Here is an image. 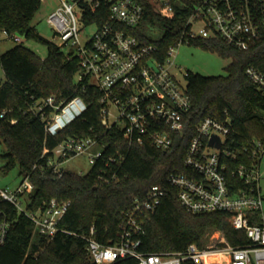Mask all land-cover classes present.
<instances>
[{"label":"trees","instance_id":"16d2710c","mask_svg":"<svg viewBox=\"0 0 264 264\" xmlns=\"http://www.w3.org/2000/svg\"><path fill=\"white\" fill-rule=\"evenodd\" d=\"M144 16L133 29L142 41L159 47L158 56L178 37L189 14L188 0H169L172 15L157 12L148 0H139ZM41 0H0V33L33 39L46 46L45 58L17 43L0 53L4 80L0 83V142L5 147L6 167L18 164L21 181L27 179L32 189L27 193L26 207L34 210L52 198L68 200L70 206L58 225L65 231L52 239L34 231L33 224L14 204L0 200V207L11 222L6 239L0 243V264H95L80 236L94 226L96 238L105 245L120 240L124 212L132 207L135 197L142 198L150 186L165 187L160 203L145 212L141 219L142 252L179 251L190 244L208 243L209 232L219 231L233 246L249 242L244 230L231 223L232 214L215 211L191 213L177 199L176 188L166 183L170 172L191 176L183 157L196 126L205 116L230 120V132L222 145L220 157L228 170L241 163L257 162L252 156L256 141L264 145V93L246 75L247 67L264 74V39L239 49L220 38H195V44L230 58L225 75H202L187 71L186 93L191 102L186 114L188 126L184 137H174L172 147L162 151L150 144H131L116 128L105 130L100 123L98 89L73 78L79 70L75 57L68 58L62 47L38 33L31 21ZM97 22L102 18H94ZM148 23L164 28L162 36L153 40L144 29ZM80 95L87 102L86 111L62 128L56 135L45 130V122L31 109L40 98L54 96L56 102ZM2 114V116H1ZM96 136L104 144L102 155L86 174H76L49 164L53 148L67 137ZM226 151L228 154H224ZM122 155V159L118 157ZM113 157L114 160H109ZM253 223L260 222L257 213ZM227 256L211 258L206 264L224 261ZM135 258L112 264H136ZM183 264H195L184 261Z\"/></svg>","mask_w":264,"mask_h":264},{"label":"built area","instance_id":"2783aa9c","mask_svg":"<svg viewBox=\"0 0 264 264\" xmlns=\"http://www.w3.org/2000/svg\"><path fill=\"white\" fill-rule=\"evenodd\" d=\"M58 1L59 5L48 15L47 22L61 39L59 45L71 47L67 57L77 59L76 83L84 82L83 88L87 83L98 89L102 127L120 130L128 145L147 143L166 151L172 147L175 136H185L186 114L191 102L186 83L180 84L171 71L178 44L195 38H220L239 49H246L264 39V0H188L189 14L178 37L162 58L158 56L159 47L155 43H146L133 33L144 16L139 0ZM148 1L162 15H172L169 0ZM96 17L103 21L97 22ZM89 26H94L95 30L82 39ZM4 34L16 41L21 38ZM245 73L264 93V74L251 66ZM87 107V102L75 95L58 102L54 96L40 98L33 102L31 109L45 122V130L56 135L81 116ZM229 132V118H202L183 157L184 164L191 169V176L170 172L166 183L176 188L177 199L191 213H231L233 227L245 231L249 239L247 244L233 246L223 237L214 244L202 247L190 244L179 251H139L143 231L141 217L156 208L165 192L162 184L155 183L142 198L135 197L132 207L123 213L124 224L118 242L111 245L101 243L96 238L94 226L80 235L92 261L112 264L117 260L135 258L136 264H183L184 261L206 264L211 258L218 259L225 254L227 259L215 261V264H264L260 161L254 159L228 170L220 152ZM213 135L219 137L220 148L209 145ZM95 146L100 149L88 152L92 164L101 157L104 144L96 136L67 137L53 148L49 164L59 168L58 164L63 160ZM263 152L264 145L256 141L252 156L260 154L259 160ZM122 158V155L118 157ZM109 160L114 158L109 157ZM31 189V183L25 179L14 191L0 189V200L14 204L18 212H24L31 220L34 231L52 239L58 232L65 231L58 223L70 201L52 198L30 210L22 205L21 196ZM253 213H257L260 222L253 223ZM10 226L11 222L0 207V243L5 241Z\"/></svg>","mask_w":264,"mask_h":264},{"label":"rangeland","instance_id":"374dc122","mask_svg":"<svg viewBox=\"0 0 264 264\" xmlns=\"http://www.w3.org/2000/svg\"><path fill=\"white\" fill-rule=\"evenodd\" d=\"M153 3L160 2L161 0H150ZM59 5L58 0H41L40 7L35 13L31 25L35 27L40 35L44 38L51 40L53 43L59 45L62 43L58 35H55L53 29L47 22L48 15ZM79 15V12H77ZM95 30L94 26L86 28L84 39L86 35H90ZM145 35L153 40L159 39L164 33V28L158 25V23H148L144 29ZM17 43H22L26 47L33 50L40 58H45L47 50L46 46L33 39L20 38L19 41L14 40L11 37H6L0 33V53L9 49ZM176 54L174 58V64L171 71L174 73L180 84H185L186 79L184 74L187 71L198 72L202 75H225L226 66L230 63V58H224L218 55L216 52L204 49L195 44L180 43L175 48ZM62 50L67 54L71 47L68 45H62ZM4 80L2 68L0 66V83ZM74 82L78 80V74L73 78ZM98 146L92 147L87 152L67 158L58 164L59 168L66 171H70L76 174H86L92 167V163L89 161L88 152H95L99 150ZM5 147L0 142V189H7L8 191H14L20 184L21 177L19 175L18 164L6 167L8 162L7 157H4ZM259 174H260V187L261 195L263 196L261 205V217L264 222V152L259 162ZM22 205L26 206L27 194L21 196ZM224 236L219 231L209 232L208 244H214L221 240Z\"/></svg>","mask_w":264,"mask_h":264},{"label":"water","instance_id":"95a60500","mask_svg":"<svg viewBox=\"0 0 264 264\" xmlns=\"http://www.w3.org/2000/svg\"><path fill=\"white\" fill-rule=\"evenodd\" d=\"M209 145H210V146H215L216 148H220V146H221V142H220L219 137L216 136V135H213V136L211 137V139L209 140Z\"/></svg>","mask_w":264,"mask_h":264},{"label":"crops","instance_id":"0c3cea01","mask_svg":"<svg viewBox=\"0 0 264 264\" xmlns=\"http://www.w3.org/2000/svg\"><path fill=\"white\" fill-rule=\"evenodd\" d=\"M3 35H5L4 33H2Z\"/></svg>","mask_w":264,"mask_h":264}]
</instances>
